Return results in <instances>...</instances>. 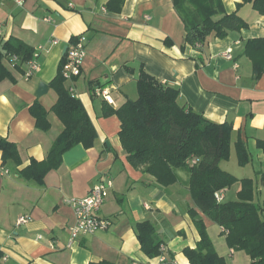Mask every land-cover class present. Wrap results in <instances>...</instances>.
<instances>
[{
	"label": "crops",
	"instance_id": "obj_1",
	"mask_svg": "<svg viewBox=\"0 0 264 264\" xmlns=\"http://www.w3.org/2000/svg\"><path fill=\"white\" fill-rule=\"evenodd\" d=\"M228 12L237 9L249 23L225 38L209 36L195 47L186 41L185 25L173 0H0L1 43L14 37L33 49L42 47L39 70L24 76L28 65L2 64L11 76L0 81V138L17 142L21 163H4L0 151V251L1 264H191L184 253L196 247L200 234L190 214L200 212L207 231L227 264H251L244 251L229 247L224 227L196 206L189 188V173L179 180L159 184L126 157L116 114L107 115L128 99H136L142 67L164 84L179 89V101L207 119L231 122V152L220 166L239 179L255 181L254 201L264 208V74L255 78L252 61L244 54L248 39L264 36V14L243 0H223ZM83 36L86 58L80 76L66 81L68 89L85 105L97 130L93 147L77 144L63 155V163L39 184L20 171L31 159L47 157L64 125L49 112L51 128L37 127L30 106L39 100L51 108L57 94L50 82L73 38ZM231 50L233 59L224 57ZM40 82L49 85L38 97ZM99 85L113 88L115 104L94 95ZM242 141L250 161L238 162L236 142ZM238 164L236 171L230 163ZM226 163V164H225ZM231 168V167H230ZM7 171V172H6ZM112 179L100 214L111 221L107 230L71 240L75 211L68 198L88 194L91 188ZM241 182L221 190L223 201L237 200ZM264 218V209L262 211ZM29 216L26 223H18ZM150 221L163 240V254L150 258L136 233L139 222Z\"/></svg>",
	"mask_w": 264,
	"mask_h": 264
},
{
	"label": "trees",
	"instance_id": "obj_2",
	"mask_svg": "<svg viewBox=\"0 0 264 264\" xmlns=\"http://www.w3.org/2000/svg\"><path fill=\"white\" fill-rule=\"evenodd\" d=\"M173 3L184 22L186 41L195 47L203 45L211 35L225 38L232 31L249 27V23L239 14L242 3H238L233 12L227 11L223 0H173ZM243 3H251L257 12L264 14V0H243ZM75 40L76 37L72 42ZM1 45L0 81L11 76L2 64L4 56L8 59L11 55L18 56V66H21L32 59L35 50L14 37ZM244 54L252 61L255 78L261 77L264 74V36L248 39ZM65 61L66 54L50 82L57 94L52 107L47 108L39 100L30 106L39 129L48 131L51 128L50 111L64 125L47 157L43 160L31 159L30 164L20 171L24 178L39 184L44 182L49 171L62 165L63 155L67 151L77 144L93 147L98 136L85 105L66 86L62 73ZM136 84V99H128L116 109L110 107L106 113L116 114L121 121L119 136L130 164L142 168L164 186L176 183L180 170L187 171L190 175L189 188L197 208L224 227L229 247L246 252L251 264H264V218L261 215L264 208L254 201L255 181L249 177L239 179L220 166L222 160L230 157L232 123L213 122L182 104L179 101V89L164 84L144 67L140 70ZM257 145L264 151V140H259ZM236 150L239 164L246 165L251 159L247 145L239 140ZM0 151L4 163L9 160L21 163L16 141L0 138ZM260 178L264 183V173ZM238 181L242 187L237 200H217L216 192ZM190 214L200 234L196 247L184 249L190 263L227 264L215 248L200 212L192 208ZM136 233L142 250L150 258L163 254L164 242L150 221L137 223ZM2 257L0 251V261ZM98 264L111 263L102 261Z\"/></svg>",
	"mask_w": 264,
	"mask_h": 264
},
{
	"label": "built area",
	"instance_id": "obj_3",
	"mask_svg": "<svg viewBox=\"0 0 264 264\" xmlns=\"http://www.w3.org/2000/svg\"><path fill=\"white\" fill-rule=\"evenodd\" d=\"M40 49H42V47H38L34 50L32 59L27 63L28 68L24 72L26 78H30L34 72L40 68L38 62ZM65 54L66 61L63 65L62 73L66 81H73L82 73L87 54L85 38L83 36L76 38L75 41L71 42ZM223 55L229 60L233 59L231 50L226 51ZM8 62L15 65L19 62V58L16 55H11ZM69 90L71 93L75 94L73 87H70ZM93 92L96 96L103 98L107 103L112 105L115 104L113 88L111 86L99 85L94 88ZM193 162L196 163L197 161L193 160ZM112 185V179L103 180L95 184L87 195L67 199V203H69L75 211V222L70 227L71 240L94 234L98 231H104L109 228L111 221L109 218L102 216L100 210L105 201V192ZM215 196L218 201L223 199L221 191L216 192ZM29 219V216H21L18 219V223H26ZM162 249H164V246H162Z\"/></svg>",
	"mask_w": 264,
	"mask_h": 264
},
{
	"label": "water",
	"instance_id": "obj_4",
	"mask_svg": "<svg viewBox=\"0 0 264 264\" xmlns=\"http://www.w3.org/2000/svg\"><path fill=\"white\" fill-rule=\"evenodd\" d=\"M67 49H68V47L65 48L64 53H66ZM48 89H49V85L47 83L40 82L38 90L36 92V95L38 97H40V96L44 95L48 91Z\"/></svg>",
	"mask_w": 264,
	"mask_h": 264
},
{
	"label": "rangeland",
	"instance_id": "obj_5",
	"mask_svg": "<svg viewBox=\"0 0 264 264\" xmlns=\"http://www.w3.org/2000/svg\"><path fill=\"white\" fill-rule=\"evenodd\" d=\"M229 165L231 167V168L229 167V169H231L232 171H236V169L239 168L238 164H236L235 162H231Z\"/></svg>",
	"mask_w": 264,
	"mask_h": 264
}]
</instances>
